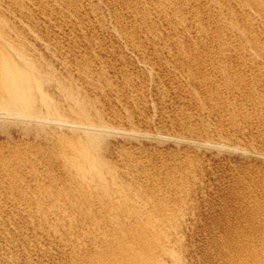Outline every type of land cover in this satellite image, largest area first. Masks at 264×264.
<instances>
[{"label": "bare ground", "instance_id": "bare-ground-1", "mask_svg": "<svg viewBox=\"0 0 264 264\" xmlns=\"http://www.w3.org/2000/svg\"><path fill=\"white\" fill-rule=\"evenodd\" d=\"M0 134V264L179 258L165 226L210 190L197 158L264 166V0H0ZM109 137L196 152L157 164ZM242 173L259 236L226 252L264 264V177Z\"/></svg>", "mask_w": 264, "mask_h": 264}, {"label": "rangeland", "instance_id": "rangeland-1", "mask_svg": "<svg viewBox=\"0 0 264 264\" xmlns=\"http://www.w3.org/2000/svg\"><path fill=\"white\" fill-rule=\"evenodd\" d=\"M48 28H50L49 26H48ZM53 28H50V30H48V31H42V35H41V38L42 39H45L44 41L45 42H47V40L49 39H47V37L49 36H51L50 38H52V39H55V41L56 42H60L59 40H60V38H62L64 35H63V32L60 30V29H58V30H56L55 31V29H54V31H55V33L53 32V30H52ZM61 32V33H60ZM45 33H47V34H45ZM50 33V34H49ZM59 34V37H57V35ZM45 34V35H44ZM55 34V35H54ZM60 34H62V35H60ZM44 35V36H43ZM48 35V36H47ZM78 36V35H77ZM79 38V37H78ZM59 39V40H58ZM68 42V40H67V38H65V44ZM69 43H72V41L70 40V42ZM107 43H109V46L111 47V46H113V45H115V47H116V43H112L111 44V42H107ZM73 44V43H72ZM61 45H63V44H61ZM59 46V45H58ZM153 97V96H152ZM170 101V100H169ZM247 135H245V137H246ZM110 138L111 137H109V139H108V141L110 142ZM260 138V137H259ZM114 139H117V138H114L113 137V141L111 140V144H113V147H110V146H112V145H110V143H109V147H110V149L112 148V149H115L116 147L118 148V144L116 145V142L117 143H121L120 145L121 146H119V148H131V149H134V152L133 153H136V154H138L139 152H137V149L136 148H138V149H140V151L143 149V152L140 154V155H137V156H139V157H137V158H140V157H143V155H144V157L143 158H148V159H150V160H152V161H155L157 164H158V162L157 161H159L158 159H159V155L160 154H162V153H160V152H164V153H166V157L168 158V155H179V156H181V155H183V156H185V155H187V154H189V153H191L192 151H195V149L194 148H192L191 146H189V147H185V146H176V145H172V144H169V143H163V142H158L157 141V143L156 142H149V140H146V139H141V140H139V141H131V142H129L128 143V140H125V141H123L121 138L120 139H117V140H114ZM241 139V138H240ZM243 139V138H242ZM122 140V141H121ZM255 140V139H254ZM0 141L2 142V135L0 134ZM108 141H107V143H108ZM127 141V144L126 143H124V142H126ZM148 143H147V142ZM135 142V143H134ZM142 142V143H141ZM146 142V143H145ZM133 143V144H132ZM138 143H140V144H138ZM155 143V144H154ZM163 143V144H162ZM255 143L256 144H259V145H262V140L261 139H258V138H256V140H255ZM115 144V145H114ZM126 144V145H125ZM142 144H144V145H142ZM168 144V145H167ZM125 145V146H124ZM130 145H132V146H130ZM156 145V146H155ZM164 145H165V147H164ZM116 146V147H115ZM130 146V147H129ZM152 146V147H151ZM160 148H158V147ZM154 147V149H152ZM150 148V149H149ZM157 148H158V150H157ZM169 148H170V150H169ZM149 149V150H148ZM147 150V151H146ZM172 150V151H171ZM139 151V150H138ZM154 151V152H153ZM151 152V153H150ZM153 152V153H152ZM196 152V151H195ZM144 153V154H143ZM155 153V154H154ZM180 153V154H179ZM151 154H153V155H151ZM142 155V156H141ZM192 155H194L195 156V154H193L192 153ZM211 155V156H210ZM214 157H213V156ZM223 155V156H222ZM148 156V157H147ZM157 156H158V158H157ZM206 156V157H205ZM205 156H202V158L201 157H196L199 161V165H200V167H201V170L203 169L204 171H206L205 172V174H202V173H204V171L202 170H200V172L201 173H198L197 174V177H201L202 175V177L203 178H205V180H206V183L207 184H210V185H208L209 187L208 188H210V190H207L206 191V193L203 195V197H201V198H199V205L197 204V210H194V211H192L193 212V215H192V212L191 213H189L188 214V212L189 211H187L185 214H184V217H186V214H188L187 216H189V217H194V215H195V217L191 220V218H184L183 217V219L184 220H186V221H181L182 220V218H179V219H181L179 222H181L179 225L178 224H174L175 223V221L173 222V221H171V222H169L168 224H170V223H172L173 224V226H172V224L169 226V225H167V226H165V228H169L170 230H168L167 229V232H169V234L166 232V237H168L169 238V240H170V242H171V247H177V249H181V250H183V251H181L180 249H179V251H180V253H179V251L177 250V249H175V250H177L178 251V255H179V258H169L168 260H169V263H168V261L166 260V262H167V264H172V263H174V264H189V263H191V264H232L231 262V260H230V257L227 255V252L226 251H234L233 253H238L239 252V250L241 249V247H243V245H242V241L241 240H243V242H244V240L245 239H250L251 237H253V235H254V237L253 238H255L256 237V235H257V237L259 236L258 235V229H257V222H255V220H254V222L252 223V216H251V213H249L251 210H250V206H251V201L250 200H248L249 199V197L248 196H246L245 195V191H243V190H245V189H243V185L242 184H240L239 182H236V180L234 179V177L236 176H238L239 177V179L240 180H245V179H248V178H246V176L242 173V171L243 170H245V171H248V172H254L256 175L255 176H257V177H264V166L263 165H261L258 161H256V160H251V159H248V158H240V157H235V156H231V155H228V154H221V157L220 158H218V159H216L217 157H216V155H214V153H206V155ZM149 157H153L152 159L151 158H149ZM178 157V156H177ZM203 157H205V158H203ZM205 160V161H203L205 164H206V166H205V164L202 162V160ZM228 158V159H227ZM195 159V158H194ZM209 161H208V160ZM227 159V160H226ZM230 159H232V160H230ZM245 159V161H246V163L243 161ZM222 160V161H221ZM210 163L209 164V167H207V164H208V162ZM226 161V162H225ZM247 161H248V164L249 165H247ZM231 162V164H229ZM218 163V164H217ZM251 163V164H250ZM204 164V165H203ZM212 164V165H211ZM257 164V165H256ZM211 165V166H210ZM218 167H217V166ZM226 165V166H225ZM241 165V166H240ZM204 166V167H203ZM236 166V167H235ZM238 166V167H237ZM246 166V167H245ZM247 166H251L249 169H250V171H249V169H248V167ZM211 167H213V168H211ZM235 167V170H238L239 172L236 174V173H234L235 171H232V169ZM241 167V168H240ZM244 167V168H243ZM209 168H211L210 170H208ZM217 168V169H216ZM224 168V169H223ZM236 168H238V169H236ZM246 168V169H245ZM255 170H254V169ZM260 168V169H259ZM262 168V169H261ZM241 169V170H240ZM211 170H213V172H210ZM220 170V171H219ZM234 170V169H233ZM259 171V172H258ZM229 172V173H228ZM230 172H232V173H230ZM241 172V173H240ZM258 172V173H257ZM261 172V173H260ZM212 173H213V176L214 175H216V177L214 176V178H213V176H212ZM223 173V174H222ZM201 174V175H200ZM211 174V176H209ZM219 174H221V175H219ZM261 174V176H259V175ZM205 175V176H204ZM222 176V177H221ZM201 177V178H202ZM229 177V178H228ZM264 179V178H263ZM225 180H227V181H225ZM210 181V182H209ZM224 181V182H223ZM219 185V186H218ZM212 186V187H211ZM234 186V187H233ZM238 186V187H237ZM233 187V188H232ZM242 187V188H241ZM235 188V189H234ZM239 190V191H238ZM236 191H238V192H236ZM241 193V194H240ZM193 194L194 193H191V195H192V197H193ZM236 194H238V195H236ZM244 194V195H243ZM236 196V197H235ZM240 196V197H239ZM242 196H243V198H242ZM246 200V202H245V200ZM202 200H204V201H202ZM249 202H250V204H249ZM215 203V204H214ZM203 204H205L206 206H204ZM237 204V205H236ZM203 205V206H202ZM199 206V207H198ZM200 208H202V210L200 209ZM249 208V209H248ZM200 209V210H199ZM249 211H248V210ZM234 210V211H233ZM196 211H198V212H196ZM245 211V212H244ZM237 212V213H236ZM247 214H248V216L249 217H247ZM245 216H246V218H245ZM230 217V218H229ZM252 217V218H251ZM175 219H177V218H175ZM174 219V220H175ZM189 219V220H188ZM245 219V220H244ZM248 220V221H247ZM188 221V222H187ZM195 221V222H194ZM182 222H183V224H182ZM244 222V223H243ZM249 222V223H248ZM186 223H188V224H186ZM189 223H190V225H189ZM199 223V224H198ZM251 223V224H250ZM255 223V224H254ZM184 224H186V225H184ZM253 224V225H252ZM184 225V227H182ZM246 225V226H245ZM249 225H250V227H249ZM254 225H256V226H254ZM175 226H176V228H178V229H180V230H174V228H175ZM186 226V227H185ZM187 226H192V228H194L193 230H191L189 227H187ZM256 227V228H254V227ZM170 227H172L173 228V230H172V228H170ZM180 227V228H179ZM164 228V226L162 227H160L159 229H165ZM186 228H187V230H186ZM189 228V229H188ZM238 230V231H236V229ZM243 228V229H242ZM248 228H250L249 230H252L253 228H254V230H252L251 231V233H250V231H248ZM131 229H135V231H136V228H131ZM184 230V233H187V235L185 234L184 235V233H177L178 231H180L181 232V230ZM255 229H256V231H255ZM156 230V229H155ZM166 230V229H165ZM183 230H182V232H183ZM190 230V231H189ZM232 230V231H231ZM133 231V230H132ZM138 231H140L142 234L144 233V232H142V230L141 229H138L137 228V233H138ZM157 231H159V230H157ZM174 231L177 233V234H179V235H181V236H177V234L176 233H174ZM189 231V232H188ZM191 231H193V233L191 232ZM248 231V232H247ZM171 232V233H170ZM233 232V233H232ZM237 232V234H235ZM244 232V233H243ZM172 233H173V235H172ZM190 233H192V234H194V235H192V234H190ZM243 233V234H242ZM257 233V234H256ZM168 234V235H167ZM174 234H176V236L174 235ZM190 234V235H189ZM234 234V236H231V235H233ZM239 234H241V235H239ZM248 235V237H246L245 238V236H247ZM250 234H252V235H250ZM141 235V234H140ZM250 235V236H249ZM171 236H173V237H171ZM175 236V237H174ZM182 236H187L186 237V239L187 240H185V238L183 239V240H181L182 239ZM141 238L142 237H145V234H144V236L142 235V236H140ZM163 238L165 237V236H162ZM178 237H179V239H178ZM192 237V238H191ZM231 237V238H230ZM235 237H238L237 238V242H238V244H237V242L236 241H234V239H236ZM140 238V239H141ZM176 239V240H174V239ZM227 240H226V239ZM232 238H234V239H232ZM242 238H244V239H242ZM157 240H160L161 239V237L160 238H156ZM155 239V240H156ZM233 240L235 243H232L233 241H229L228 242V240ZM239 239V240H238ZM241 239V240H240ZM252 239V238H251ZM256 239V238H255ZM155 240H150V241H153V242H149V239L148 240H146L148 243H149V245H152V252L151 253H153V252H155L154 253V255H150V257L151 256H155V254L156 253H160V252H162V253H164V250H163V248L162 247H160L159 248V245H154L155 243ZM189 240H190V243H189ZM253 240V239H252ZM146 241H145V243H146ZM183 241V242H182ZM188 241V243H186ZM185 242V243H184ZM192 242V243H191ZM148 243L145 245L146 247H147V245H148ZM173 243H174V245H173ZM186 244H188V247H187V245ZM190 244V245H189ZM229 244H231V245H229ZM139 245H141V244H139ZM149 245H148V247H147V249H145L144 251L147 253V251L149 250ZM155 247H154V246ZM176 245V246H175ZM178 245V246H177ZM179 245L181 246V245H184V246H182V247H179ZM229 245V246H228ZM233 245H234V247H233ZM240 245H242L240 248H238V246H240ZM186 246V247H185ZM223 246H224V248H223ZM232 246V247H231ZM145 247V248H146ZM151 247V246H150ZM179 247V248H178ZM222 247V248H221ZM228 247H229V249H228ZM231 247V248H230ZM141 248V247H140ZM142 248H144L143 246H142ZM153 248H155V250L153 249ZM182 248H184V249H182ZM156 249H157V251H156ZM162 249V250H161ZM185 249H189L190 251H188V250H186L187 251V253H186V255H188V257L187 256H184L185 255ZM227 249V250H226ZM236 249H238V250H236ZM123 252L125 251L124 249H121ZM120 250V253L122 252ZM147 250V251H146ZM174 250V249H173ZM225 250V251H224ZM113 251V250H112ZM111 251V252H112ZM160 251V252H159ZM126 252H127V254H126ZM184 252V253H183ZM189 252V253H188ZM225 252H226V254H225ZM120 253H119V255H120ZM161 253V254H162ZM195 253V254H194ZM223 253H224V255H225V257L227 258H225L224 257V255H223ZM183 255V257H182V255ZM192 254H194V255H192ZM118 255V256H119ZM121 255L123 256V255H128V251L126 250L125 251V253L124 254H122L121 253ZM183 258H181V257ZM192 256V257H191ZM153 257H151V259L153 258ZM193 260H192V259ZM223 258H224V260H223ZM180 260V261H179ZM189 260V261H188ZM226 260V261H225ZM230 260V261H229ZM187 261H188V263H187ZM194 261V262H193ZM172 262V263H171ZM230 262V263H229Z\"/></svg>", "mask_w": 264, "mask_h": 264}]
</instances>
